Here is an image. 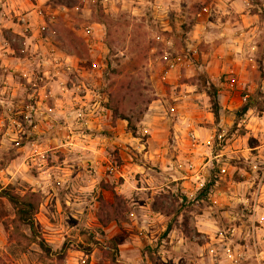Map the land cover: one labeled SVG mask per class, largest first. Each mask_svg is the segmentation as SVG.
Here are the masks:
<instances>
[{"label":"rangeland","instance_id":"rangeland-1","mask_svg":"<svg viewBox=\"0 0 264 264\" xmlns=\"http://www.w3.org/2000/svg\"><path fill=\"white\" fill-rule=\"evenodd\" d=\"M44 4L42 46L0 32V264H264V0Z\"/></svg>","mask_w":264,"mask_h":264},{"label":"crops","instance_id":"crops-1","mask_svg":"<svg viewBox=\"0 0 264 264\" xmlns=\"http://www.w3.org/2000/svg\"><path fill=\"white\" fill-rule=\"evenodd\" d=\"M45 0H3L0 3V32L3 29L12 30L15 34L23 36L35 42L34 46H38V43L43 44L46 38H43L40 34V30L44 29V25L47 24V20L43 17L45 12ZM28 32V33H27ZM38 40V41H37ZM38 42V43H37ZM7 52L13 54L12 57L15 62L14 64L17 70L22 72L29 71V64L31 61L28 56L16 55L15 47L11 46V43L3 36H0V58L3 59L1 62L2 71H7L8 61ZM32 58V57H30ZM43 58L46 59L44 56ZM4 82H0L3 84ZM10 84V82H5ZM1 88V85H0ZM3 89L6 86H2Z\"/></svg>","mask_w":264,"mask_h":264},{"label":"trees","instance_id":"trees-1","mask_svg":"<svg viewBox=\"0 0 264 264\" xmlns=\"http://www.w3.org/2000/svg\"><path fill=\"white\" fill-rule=\"evenodd\" d=\"M59 1L61 2L62 5H65L66 7H71L72 5H74L76 0H59ZM55 32L57 31L55 30ZM108 98L109 100L106 106L112 110L115 116H118L123 120H126L128 123L129 131L136 136L137 128L134 122L132 121V119L128 117V115L122 109H120L119 105H122L121 102L116 101L115 97H113L112 94H110ZM248 106L249 105L244 106L239 116H243L249 110ZM217 110L218 109L216 108L215 114H217ZM3 194H4L3 196L6 197L9 203L12 205L15 211V220L18 222V224L27 226L31 230L33 237L35 239H38L40 235L37 232L36 224L34 220V216L37 213V210L40 205L38 193L31 191V192H27L24 195H20L12 190H9L3 192ZM110 214L114 219H117L118 217L121 216V214H119L117 207H115V209H111ZM38 244L40 245L41 248H43L47 252H50V248L47 247V245L43 240L40 239ZM77 246H78V250L84 252L85 254H89L92 250L90 247H84L81 244H78ZM115 248L116 245L114 246V249ZM65 251H66V246H63L62 252L64 253Z\"/></svg>","mask_w":264,"mask_h":264},{"label":"built area","instance_id":"built-area-1","mask_svg":"<svg viewBox=\"0 0 264 264\" xmlns=\"http://www.w3.org/2000/svg\"><path fill=\"white\" fill-rule=\"evenodd\" d=\"M168 74V72H166Z\"/></svg>","mask_w":264,"mask_h":264}]
</instances>
